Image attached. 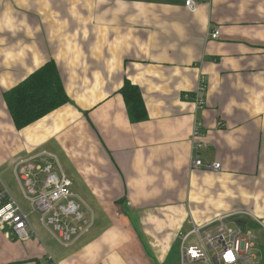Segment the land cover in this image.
I'll list each match as a JSON object with an SVG mask.
<instances>
[{"label": "crops", "instance_id": "obj_1", "mask_svg": "<svg viewBox=\"0 0 264 264\" xmlns=\"http://www.w3.org/2000/svg\"><path fill=\"white\" fill-rule=\"evenodd\" d=\"M49 60L69 102L17 129L2 93ZM125 80L147 119L129 120ZM195 127L219 170L191 167ZM21 159L83 185L88 229L0 264H177L219 217L264 226V0H0V167Z\"/></svg>", "mask_w": 264, "mask_h": 264}, {"label": "built area", "instance_id": "obj_2", "mask_svg": "<svg viewBox=\"0 0 264 264\" xmlns=\"http://www.w3.org/2000/svg\"><path fill=\"white\" fill-rule=\"evenodd\" d=\"M199 0H184V6L189 11H194ZM219 30L211 31V38H217ZM205 90L204 77L199 78L197 92ZM196 102L201 105L202 99L196 97ZM199 124V123H198ZM199 137L198 127L193 131V147L190 156L191 167L219 170V162H203L200 158V150L203 143L196 140ZM14 175L19 182L23 197L29 202L31 210L24 211L17 200L8 192L0 178V227L7 228L13 237L26 240L29 237L27 227L30 226L29 214L38 212V220L52 235L63 245L68 246L72 241L86 232L87 222L83 213L79 210L78 203L73 198L71 191V179L64 173H57L52 165L47 163L40 166L30 160H18L13 168ZM43 173V177H40ZM225 217H219L217 229L204 235L199 234L200 228H195L189 234L181 238V261L191 262L204 260L209 264H248L255 259L252 251L254 235L246 230L238 228L233 220L224 222ZM81 222L80 225L76 223ZM228 224H231L228 226ZM56 231V234H54ZM34 233V231H33ZM196 234L197 241L193 244H185L190 234ZM208 252L213 254L209 258ZM231 253L232 259L228 258ZM50 264H56L49 256Z\"/></svg>", "mask_w": 264, "mask_h": 264}, {"label": "trees", "instance_id": "obj_3", "mask_svg": "<svg viewBox=\"0 0 264 264\" xmlns=\"http://www.w3.org/2000/svg\"><path fill=\"white\" fill-rule=\"evenodd\" d=\"M119 90L126 105L129 120L139 122L147 119L139 88L125 80ZM2 94L9 115L17 129L27 126L69 102L53 60H49Z\"/></svg>", "mask_w": 264, "mask_h": 264}, {"label": "rangeland", "instance_id": "obj_4", "mask_svg": "<svg viewBox=\"0 0 264 264\" xmlns=\"http://www.w3.org/2000/svg\"><path fill=\"white\" fill-rule=\"evenodd\" d=\"M61 2V0H59ZM62 10H64V8H61ZM13 163L5 162V164H2L0 167V178L3 182V184L5 185V187L8 189V191L10 192V194H12L14 196V198L18 201V203L26 210V211H30L32 208L29 204V202L23 197V193L22 190L20 188L19 182L16 179L14 172H13ZM41 176H43L41 174ZM81 183H74L73 189L79 191L80 193V189L83 190V185H81ZM72 189V188H71ZM81 194V193H80ZM38 216L39 213L38 212H33L30 214V220L32 223L33 228L35 229L36 233H37V237H30L29 240H19L17 238L15 239H9L6 242L3 240V243H0V258H10L13 259L14 256L13 255H21V257H26V256H30L32 253V250H35L36 248H38L37 245H41L42 241H47L48 244L50 246H52V248H55L58 250H62L64 248H62L63 246L59 243V241L53 237L48 231L47 229L44 227V225L38 220ZM239 220H245L247 219L246 217H248L245 213H240L236 216ZM235 218V219H237ZM234 218L232 219H223L224 222H229L232 221ZM243 220V221H244ZM246 221V220H245ZM77 225H80L81 222L76 223ZM218 222H213L212 224L208 225L207 227L202 228L200 231L203 232L201 234V237H203L204 235H206V233L208 232L207 229H209V233H212L213 231H215L217 229L218 226ZM231 224H228V226H230ZM0 230H2V232H5V230L11 235L13 236L10 231L7 228H1ZM187 229H184L183 232H185ZM246 230L247 231H251L252 234L255 235V239H254V243L255 246L253 247L252 251L254 252L255 255V259L249 261L248 264H264V226L261 225H257L256 223H254L252 220H247L246 223ZM54 234H56V231H54ZM196 237V234L193 233L191 234L190 238L188 239V241H191L192 239H194ZM0 239H2V234L0 233ZM40 240V241H38ZM35 241V243L33 242ZM35 244V245H33ZM60 244V245H58ZM34 248V249H33ZM40 264H48V260L46 258V254H44L43 256H41L40 258ZM177 264H205L202 261L201 262H182L181 259L180 261L177 262Z\"/></svg>", "mask_w": 264, "mask_h": 264}, {"label": "water", "instance_id": "obj_5", "mask_svg": "<svg viewBox=\"0 0 264 264\" xmlns=\"http://www.w3.org/2000/svg\"><path fill=\"white\" fill-rule=\"evenodd\" d=\"M234 224H235L238 228L243 229V227H244V225H245V221L237 219V220L234 221ZM12 237H13V236H12Z\"/></svg>", "mask_w": 264, "mask_h": 264}, {"label": "snow or ice", "instance_id": "obj_6", "mask_svg": "<svg viewBox=\"0 0 264 264\" xmlns=\"http://www.w3.org/2000/svg\"><path fill=\"white\" fill-rule=\"evenodd\" d=\"M228 258H229V259H232V255H231V253H228Z\"/></svg>", "mask_w": 264, "mask_h": 264}]
</instances>
